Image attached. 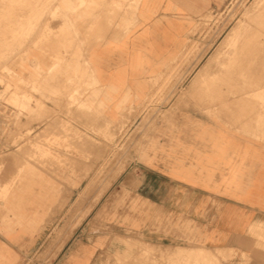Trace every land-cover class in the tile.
<instances>
[{
  "label": "crops",
  "instance_id": "1",
  "mask_svg": "<svg viewBox=\"0 0 264 264\" xmlns=\"http://www.w3.org/2000/svg\"><path fill=\"white\" fill-rule=\"evenodd\" d=\"M40 1L41 27L55 32L47 44L56 52L49 70L59 62L63 73L54 81L48 76L43 85L48 93L64 90L57 102L47 101L44 110L58 116V123L80 116L83 112L71 100L76 96L111 124L148 97L154 79L177 60L193 35L194 10L209 3L138 0L135 14H129L122 0H84L98 2L89 9L80 5L81 0H54L50 5L48 0ZM57 5L64 15L53 17ZM79 56L88 59L95 85L78 73ZM81 87L85 92L79 96ZM263 97L264 92L256 90L234 92L227 97L233 101L204 108V114L194 115L191 110L178 114L177 129L171 133L164 124L159 131L166 134L153 136L152 152L144 148V159L135 162L134 192L145 213L131 212L126 225L147 241L164 245L186 243L195 228L206 246L233 248L239 257L247 253L256 264H264V249L253 235L264 231V106L257 102ZM72 124L82 129L79 119ZM7 144L26 145L17 138ZM26 157L17 154L9 159L10 175L14 163L15 173L18 164L30 163L14 185L30 198L14 222L9 220L12 212L1 211L0 264H24L49 238L47 212L54 201L50 204L48 197L60 192L56 190L60 178L53 181L47 166L34 165ZM76 174L71 178L80 177L79 171ZM80 187H69L66 193L77 194ZM62 264H71L68 255Z\"/></svg>",
  "mask_w": 264,
  "mask_h": 264
},
{
  "label": "rangeland",
  "instance_id": "2",
  "mask_svg": "<svg viewBox=\"0 0 264 264\" xmlns=\"http://www.w3.org/2000/svg\"><path fill=\"white\" fill-rule=\"evenodd\" d=\"M36 1L0 0V212L7 208L13 213L9 220L14 222L23 203L29 200V196L14 185L30 163L18 164L17 173L14 163L10 175V157L26 155L34 165L47 166L50 176L55 178L53 181L61 179L60 189H56L60 192L48 197L50 204L54 201L47 212L49 238L24 264H62L67 255L71 264H88L89 259L90 264H256V259L247 253L239 257L236 250L232 253L229 249L206 246L195 228L186 243L164 245L147 241L140 232L126 225L131 212L145 213V205L134 192V170L135 162L144 159L141 157L144 148L152 152L153 136L158 138L159 133L165 135L177 129L175 124L180 113L191 110L194 115L204 114V108L233 101L227 97L234 92H264V26L261 25L264 14L258 18V12L248 19L257 26L241 34L251 36L250 47L244 51L248 54L226 60L224 69L212 68L204 74L199 86H192L198 70L229 30L245 17L255 0H209L205 9L194 10L193 35L185 50L164 74L154 79L148 97L130 106L117 124L108 123L104 116L91 112L76 96L71 100L77 102L83 112L80 116H68L58 123V116L44 110L47 101L57 102L64 91L48 93L44 80L49 76L54 81V76L63 73L59 62L49 70L56 52L53 49L51 52L47 44L55 37V32L48 26L42 29L44 16H38L41 1ZM48 1L50 5L54 0ZM122 2L129 14H135L138 0ZM80 5L89 9L98 2L81 0ZM118 7L122 9L123 5ZM58 14L64 15L59 5L53 17ZM65 27L70 28L66 21ZM89 66L88 59L78 57V73L88 76L90 83L95 85ZM84 92L81 87L77 94L80 96ZM257 102L264 106V99L258 98ZM77 119L82 129L72 124ZM164 124L167 131L160 132ZM16 138L26 145L4 146ZM46 158L48 163L44 162ZM77 171L80 177L71 178ZM80 184L77 194L66 193L69 187ZM5 189L11 200L3 196ZM253 235L264 249V231ZM142 240L152 248L148 251L141 246L128 248L134 243L141 245ZM74 245L79 247L71 249ZM177 248L192 255L174 256V252L170 255V250ZM261 262L264 263V259Z\"/></svg>",
  "mask_w": 264,
  "mask_h": 264
},
{
  "label": "bare ground",
  "instance_id": "3",
  "mask_svg": "<svg viewBox=\"0 0 264 264\" xmlns=\"http://www.w3.org/2000/svg\"><path fill=\"white\" fill-rule=\"evenodd\" d=\"M58 9H57V11H58ZM256 12H258V15H257L258 18L263 16V14H264V0H255L252 8L248 9L245 12V17H243V19H241V21L237 25H235L234 27H232L229 30V32L225 35V37L220 42V44L218 45V47L216 48L214 53H212V55L209 57L208 61L205 62L203 64V66L198 70V72H197V74L195 76V80L193 81V84H192L193 87H196L198 84H200L202 81H204V74L206 72H210V70H212V68L219 69L221 67V70H222L226 66L225 65L226 64V60H234V59H237V58H243V57H245L246 54H248V53H245L244 51L247 50L248 47H250L251 36H242L241 34H242V32L251 31V30H253L255 28L254 26H257V24H251L248 21V19L253 15V13H256ZM261 25L264 26V21L261 22ZM97 27H98V25H97ZM193 95H195V94L193 93ZM2 194H3V196H9V191H7L5 189V191L2 192ZM8 198L11 200L10 196ZM13 202L15 203V200ZM14 205H16L18 207V205L16 203ZM3 210H4V208H3ZM3 215H4V212H2V213L0 212V216L2 218H3ZM252 227H254V225ZM125 241H127V240L125 239ZM143 243H146V244H143ZM140 246L145 251H148V250H150L152 248V246L150 244H148L146 241H143V240L141 242V245L137 244V243H134V244L128 245V248L131 250V249L138 248ZM218 249H229L232 253L237 251V250L234 251L235 249H233V248H218ZM170 251H171V253H170ZM170 251H169L170 255L173 252L176 253V255L173 254L174 256L183 255V256H186V257H190L192 255L191 252L188 253L189 251H187V250H185L183 248H177V249L170 250ZM169 253H168V255H169ZM233 256H235V255H233Z\"/></svg>",
  "mask_w": 264,
  "mask_h": 264
},
{
  "label": "built area",
  "instance_id": "4",
  "mask_svg": "<svg viewBox=\"0 0 264 264\" xmlns=\"http://www.w3.org/2000/svg\"><path fill=\"white\" fill-rule=\"evenodd\" d=\"M4 146H8V144H4Z\"/></svg>",
  "mask_w": 264,
  "mask_h": 264
}]
</instances>
